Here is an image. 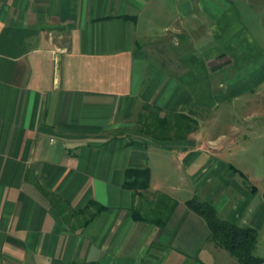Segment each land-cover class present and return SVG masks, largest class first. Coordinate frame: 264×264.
<instances>
[{
    "label": "crops",
    "instance_id": "obj_1",
    "mask_svg": "<svg viewBox=\"0 0 264 264\" xmlns=\"http://www.w3.org/2000/svg\"><path fill=\"white\" fill-rule=\"evenodd\" d=\"M242 1L0 0V264H130L151 241L166 245L164 264L223 263L207 246L209 230L200 247L174 245L188 219L208 226L188 206L178 212L180 199L157 227L130 218L133 193L123 185L126 168L149 165L152 142L193 177L205 165L194 156L217 162L220 148L188 138L163 146L125 127L146 107L172 116L260 99L264 46L241 19ZM244 1L263 19V4ZM153 176L150 193L163 190ZM47 191L69 201L66 213L92 199L108 208L80 226L85 214L67 220Z\"/></svg>",
    "mask_w": 264,
    "mask_h": 264
},
{
    "label": "rangeland",
    "instance_id": "obj_2",
    "mask_svg": "<svg viewBox=\"0 0 264 264\" xmlns=\"http://www.w3.org/2000/svg\"><path fill=\"white\" fill-rule=\"evenodd\" d=\"M254 4L257 6L259 4L264 5V0H259L258 2L256 0ZM239 5L241 6L239 13H241L240 16L244 25L264 46V38H262L264 37V8L258 9V16L263 15V19L257 21V15L255 14L257 10H255L254 6L250 8V5L244 0ZM232 8H230L231 14L237 13L238 10H233ZM221 17L223 16L221 15ZM244 25L242 26L243 28ZM227 27L229 31L231 28L233 36L240 31L235 26ZM153 44V42L146 43V51L151 57L154 50ZM172 44V42H168L167 48H173L174 46ZM237 47L239 46L237 45ZM244 47L247 48L248 46L242 45L239 48ZM248 60L249 56L245 54L243 61L246 63ZM232 67L230 66V68ZM233 73L234 70L231 69L230 75ZM227 74L229 73L226 72ZM233 103L232 99H229L223 106H219L217 109L191 105L188 110L198 120V126L193 131L192 137H189L190 135L188 136V142L192 141L195 144L204 145L205 148L208 146L220 148L219 151L214 153L219 158L217 162H215L214 159L216 158L214 157L213 159H209L212 155L210 152L196 154L194 158L197 156L202 157L200 161L205 165L203 167L198 165L199 169H195L196 172L193 177L185 167V164H182V162L179 163L180 161L178 159L170 160L167 157L172 154L168 150L162 149L163 151L161 153H154V150H156L155 147L157 148V146L152 142L150 144L151 154L149 165L154 175V185L168 191L177 199H180L181 202L178 212L187 207L186 199L193 196L214 201L220 216L236 220L240 223L251 224L258 228L259 236L255 253L264 256V94L252 104L239 106ZM250 109H254V114L251 118L245 114ZM137 116L135 113L134 122L137 121ZM133 124L125 127V132L134 133ZM134 136H137V134H134ZM147 137L151 138L150 136ZM166 143L176 145L181 142L169 140ZM195 160L198 159L196 158ZM229 162L242 170L244 175L232 171L228 166ZM167 168L171 173L172 180H170L165 171ZM252 185L258 187L256 193L250 189ZM150 194L149 191L146 192L147 196H150ZM251 209H254L252 214L255 211L258 214L263 211V214H259L260 216L255 220V217L250 212ZM193 213L199 216L201 220H204L195 211ZM207 230H209L207 225L204 230L199 223L193 220L190 222L188 219L184 227L180 229L174 245L183 249V246L191 241L190 245L200 247L203 241L202 238L205 237V233H208ZM148 246H150L149 242L143 254L139 255L138 258L136 257L137 259L133 256L130 257V264H137L142 255H149L147 257V264H152L154 261L157 262L154 257H158V261L164 264L163 249L161 250L156 245L150 246V252L147 255L146 250ZM207 246L223 259L222 264H242L230 251L213 240H208Z\"/></svg>",
    "mask_w": 264,
    "mask_h": 264
},
{
    "label": "trees",
    "instance_id": "obj_3",
    "mask_svg": "<svg viewBox=\"0 0 264 264\" xmlns=\"http://www.w3.org/2000/svg\"><path fill=\"white\" fill-rule=\"evenodd\" d=\"M138 115L137 122L133 126L134 133L150 136L153 141L163 146H170L166 143L169 140L182 141L187 139L189 134L198 126L197 118L184 109L174 111L173 115L170 116L167 111L161 114V110L146 107ZM130 142L140 141L132 137ZM228 166L232 171L244 175V172L233 163H229ZM150 181L151 167L149 165L126 168L123 185L131 189L133 193L130 218L133 221L143 220L157 227H165L179 204V200L163 190H156L150 196H147L146 192L149 191ZM250 189L254 193L258 191V187L255 185H252ZM47 194L52 198V201L56 200L52 191H47ZM54 202L59 212L67 220L75 214L84 213L82 220L79 221L80 226L87 225L98 214L108 208L107 205L92 199L85 207L72 209L70 213H66L70 207L69 201L63 200L61 205L56 201ZM186 204L189 209L200 214L206 220L209 227L208 240H213L225 247L242 264H264V256L255 253L259 236V230L256 226L220 216L214 201L209 199H200L193 196L186 200ZM154 245L163 249L166 247L163 243L159 244L151 241L150 246ZM150 246L146 250L147 255L150 252ZM147 257L149 255H142L137 264H147ZM154 258L157 262L150 263L163 264L158 261V257ZM72 264H100V262L92 260L79 262L75 260Z\"/></svg>",
    "mask_w": 264,
    "mask_h": 264
}]
</instances>
